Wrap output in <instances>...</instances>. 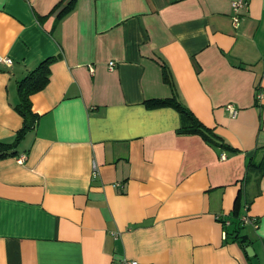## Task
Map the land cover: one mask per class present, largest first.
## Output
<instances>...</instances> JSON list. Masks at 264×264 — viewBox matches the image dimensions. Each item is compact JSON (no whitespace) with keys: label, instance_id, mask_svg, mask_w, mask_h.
I'll return each mask as SVG.
<instances>
[{"label":"crops","instance_id":"1","mask_svg":"<svg viewBox=\"0 0 264 264\" xmlns=\"http://www.w3.org/2000/svg\"><path fill=\"white\" fill-rule=\"evenodd\" d=\"M68 1L0 0V143L22 126L19 81L55 58L36 127L0 158V264H264V173L247 170L264 148V0H242L236 26L237 0H78L58 20ZM174 93L238 153L145 106ZM236 199L257 227L226 238L216 217L234 234Z\"/></svg>","mask_w":264,"mask_h":264},{"label":"trees","instance_id":"2","mask_svg":"<svg viewBox=\"0 0 264 264\" xmlns=\"http://www.w3.org/2000/svg\"><path fill=\"white\" fill-rule=\"evenodd\" d=\"M77 1L78 0H69L65 7L59 12L58 20L66 16L72 10ZM54 59L55 58H48L40 62V64L34 70L29 72L21 81H19L17 85L19 103L16 105L15 111L22 118V126L16 132L15 139L11 144L0 143V158L15 156L17 154L18 145L24 140L26 135L36 127L39 116L32 110L31 97L35 93L41 91L48 83L50 75V65L53 63ZM165 81H167L172 86L171 81L167 76H165ZM255 102L257 104L259 103L257 99L255 100ZM145 106L148 109L171 108L175 110L180 118V127L177 130L178 134L198 135L206 143L216 148L226 149L228 151L230 150L232 153H238V150L231 148L228 144L224 143L223 140L219 136H217L211 128L204 126L194 116V114L177 99L175 93L171 98L147 101L145 102ZM262 150L263 156L260 163L257 166L248 165L247 167L248 172H253L254 175L260 174L261 176L264 173V148ZM230 216L233 219V224L236 225V228L235 230H233L234 234H230V232L227 231L228 226H223L225 236L227 238L229 235H236L235 238H238L239 231H241L245 227V225H243L240 220V217L242 215H240L239 212L238 199H236L234 209L231 212ZM229 221V226H231L232 221Z\"/></svg>","mask_w":264,"mask_h":264},{"label":"built area","instance_id":"3","mask_svg":"<svg viewBox=\"0 0 264 264\" xmlns=\"http://www.w3.org/2000/svg\"><path fill=\"white\" fill-rule=\"evenodd\" d=\"M244 7H245V3L242 0H237V1H234L232 3V9L234 12V17L232 18V23L234 26H236L238 24L242 10L244 9ZM0 62L8 63L9 61L7 59L0 58ZM108 67L110 70H112L114 68V63L113 62L109 63ZM90 71L91 72L93 71L92 67H90ZM256 99L260 102L261 93H257ZM226 111L231 117H234L236 115V110L231 105L226 106ZM220 158L223 160L224 156L222 155ZM19 161L20 162L25 161V156L24 155L21 156L19 158ZM95 169H96V166H93V176L94 177L96 176V170ZM216 220L219 221L220 223H222L224 227L229 226V224H230L229 220H224V219L219 218V217H216ZM240 220H241L243 225L253 226L254 228L257 227V220L255 218L241 216ZM117 264H139V263L136 260H130V259L122 258V259L118 260Z\"/></svg>","mask_w":264,"mask_h":264}]
</instances>
